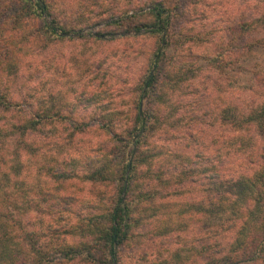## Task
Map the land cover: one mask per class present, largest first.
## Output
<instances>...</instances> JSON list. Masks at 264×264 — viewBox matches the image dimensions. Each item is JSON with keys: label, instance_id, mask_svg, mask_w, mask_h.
<instances>
[{"label": "trees", "instance_id": "1", "mask_svg": "<svg viewBox=\"0 0 264 264\" xmlns=\"http://www.w3.org/2000/svg\"><path fill=\"white\" fill-rule=\"evenodd\" d=\"M95 4L99 20L118 18L94 36L77 37L105 48L82 62L99 83L67 88L60 100L37 84L16 91L36 57L43 65L52 61L51 46L64 42L79 27L80 11ZM239 5L236 20L235 0H0V264H93L97 253L103 264L119 263V248L135 225L146 217L175 222L184 204L227 216L220 227L231 237L224 244L216 239L207 264H264V91L241 104H218L211 91L199 96L185 62L198 55L188 48L198 35L206 47L222 39L227 53L240 46L249 52L258 35L264 45V0ZM210 10L227 16L215 30L205 24H216ZM147 36L148 51L111 46ZM145 53L144 68L128 83L126 105H116L115 98L124 97L123 64ZM216 57L205 56L209 67H216ZM33 76L28 72L24 80ZM257 76L264 78V67ZM183 90L191 96L169 107L170 96ZM87 117L98 122L93 126ZM221 128L228 138L219 137ZM91 131L101 137L94 144ZM23 167L22 174L40 170L45 178L42 204L25 210L14 193ZM30 209L39 214L32 217L35 230L22 224ZM68 234L80 239L68 241Z\"/></svg>", "mask_w": 264, "mask_h": 264}, {"label": "rangeland", "instance_id": "2", "mask_svg": "<svg viewBox=\"0 0 264 264\" xmlns=\"http://www.w3.org/2000/svg\"><path fill=\"white\" fill-rule=\"evenodd\" d=\"M236 1L240 3V0H235L236 6H239V10L238 8L236 9V20H238L241 11L239 3L237 5ZM217 10H210V12H208L211 19L214 21L216 20V24L211 26L206 20L205 24L207 29L212 27L215 30L217 27L222 26L220 20L227 18L224 12H219ZM80 12L83 17H86V20H84L83 17H81V19H75L79 27L75 31L67 32L64 36L66 37L64 42L55 43L51 46L52 61L48 62L47 65H43L42 62H44V59L42 56L38 55L36 57L38 59L35 60L32 67H29V70H25V76L22 74L23 76H20L18 83L16 81V84H18L16 85L17 88L14 87L16 91L23 89V85L31 86L32 84L33 86L37 84L36 88L42 92V94L46 96L51 95V98L55 96V99L60 100L61 97H59V94L67 88L73 91H83V89L87 90L86 87H89L90 84L96 85L99 83L100 79L98 80L92 75V73H95L94 71L84 72L85 67L82 62H84L86 58L97 56V52L105 48H103L104 46L101 44L80 42L77 37L94 36L96 32L103 29L102 27L118 18L99 20L98 17H95L98 12L96 4L94 7L93 5H89L87 9L85 7ZM185 24L189 25L187 22H185ZM197 27H199V25H196V33L199 30ZM227 34L228 32H226V35ZM121 35L122 34H117L114 37H120ZM180 35L181 34H176V36L181 38ZM225 37L226 36L223 37V40L230 42L231 37H227L226 39ZM105 38L109 39L113 37L105 36ZM197 38L198 39H196L193 44L188 45V48H192V51L197 52L198 55L195 58L187 57L185 62L187 63L188 61V63L191 64L192 72H195V77L193 78L195 85H193L197 86V89H201L200 92L202 94L200 93L201 95H199V93H197L199 96L205 95L211 91L214 101L218 104L220 102L224 105L226 104V106L234 103L241 104L244 99H251V97H256V95L261 97L264 91V78L257 76V72H260L264 67V45L262 40H257L259 39V35L254 37L253 44L247 53L241 46L236 48L232 53H227V45L221 43L222 39L220 40V38H218L217 45L215 44L213 46V44H210L209 47H206L205 43L199 40L201 36L198 35ZM135 41L136 40L122 39L111 46H121L126 43L132 44L134 46L133 48H138L139 50L140 48H146L148 51V49L151 48L152 42L148 36L139 38L137 42ZM183 43L187 45L189 41H183ZM173 44H175V41H173ZM184 44L183 46H185ZM167 51L171 52V49L169 48ZM208 54L217 56L215 59V68H213L212 65L209 67V63L205 59V56ZM145 55L146 53L143 55L137 54L136 58L133 56L130 60H126V57L123 59V61H126L123 64V69L119 72L121 75H119L118 79L119 81L125 82L122 89L124 97L120 98L117 96L114 100L116 105L124 106L127 102L128 83L133 82L134 78L140 73L139 70L144 68L142 66L144 64ZM75 56L78 58L75 59ZM218 58L226 61L220 62ZM38 63L41 65L39 66ZM60 63L61 65L59 66ZM153 68L150 72L154 70ZM28 72L34 74L33 77H30L31 81L29 79L24 80ZM253 94L256 95L253 96ZM64 96H68V94ZM70 96L68 97L70 98ZM190 96L191 95L186 94V90H183V92H175L170 96L167 105L169 107L177 105L178 101L187 99V97ZM65 98L67 99V97ZM85 121H89L93 126L98 122L95 117H87ZM55 124H57L56 120ZM221 130L222 128L218 132L220 133L219 137L221 139L228 138L227 134H229V131L225 133L226 131ZM44 131H46V129ZM209 134H211V132ZM42 135H44V132ZM90 135L92 136L91 140H93L91 144H94V141L97 139L100 140L101 138L99 136V131H91ZM253 136L254 134H251L248 140L255 145L257 140L255 138L256 136ZM41 137L42 136H39V138ZM42 141H44V139H42ZM43 147L44 146L41 145V148ZM41 148H37V151ZM26 157L27 155L23 154L19 157V160L24 162L23 159H26ZM224 166L223 169L229 167L226 163ZM24 169L23 167V170L21 168L18 170V174L20 175H18L16 179L15 184L17 189L14 192L17 196H20L18 201H20L23 210L30 206L34 207L38 201L39 204H42L43 199L41 190L43 189L45 179L40 170L38 174L29 173L30 171L28 172L27 170L22 174ZM29 181L30 185H25V183L27 184ZM172 198H174V196L171 197V199ZM185 200L192 201L193 197H188ZM179 207L177 206L176 208ZM182 208L185 209L184 215L181 217L173 215L176 221L169 222L170 224L165 225L166 223H161L156 220L155 217H146L135 225L129 233L128 239L124 241L123 245L119 248V263L116 262L113 264H207L210 254L216 253L212 248L216 239L221 244H224L231 237V231L227 229L223 230L220 227L221 222L227 216L216 215L209 211H193L186 204L182 205ZM33 215L38 216L39 214L36 210L30 209L23 215L22 224H24L27 230L36 229L35 222L32 220ZM45 215L46 217L48 216L47 214ZM228 218L232 217L229 216ZM66 237L67 240L71 242H76L80 239L78 235L72 236L68 234ZM52 242H55V237ZM25 246L27 247L28 245ZM205 247L207 249H204ZM201 251L204 253L201 254ZM69 264L87 263L76 259V261L69 262ZM93 264H103L100 254H96V260Z\"/></svg>", "mask_w": 264, "mask_h": 264}, {"label": "water", "instance_id": "3", "mask_svg": "<svg viewBox=\"0 0 264 264\" xmlns=\"http://www.w3.org/2000/svg\"><path fill=\"white\" fill-rule=\"evenodd\" d=\"M152 73V71L150 72V74ZM123 197V196H122Z\"/></svg>", "mask_w": 264, "mask_h": 264}]
</instances>
